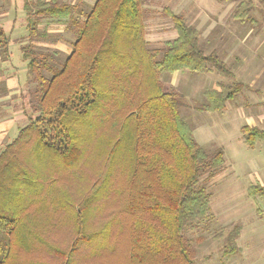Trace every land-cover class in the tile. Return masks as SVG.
I'll return each mask as SVG.
<instances>
[{
  "label": "trees",
  "instance_id": "16d2710c",
  "mask_svg": "<svg viewBox=\"0 0 264 264\" xmlns=\"http://www.w3.org/2000/svg\"><path fill=\"white\" fill-rule=\"evenodd\" d=\"M24 9L29 27L66 19L74 39L62 60L21 45L34 85L28 123L0 151V264H195L188 232L213 219L201 178L219 172L224 152L197 143L160 75L232 70L168 7L178 36L161 53L147 46L143 0H96L78 16L62 0H24ZM252 9L243 0L235 17ZM10 41L0 26L5 59ZM241 89H207L205 109L223 110ZM243 131L252 148L264 141L260 128ZM248 195L264 201V185L250 184ZM240 231L223 226L213 237L239 251Z\"/></svg>",
  "mask_w": 264,
  "mask_h": 264
},
{
  "label": "crops",
  "instance_id": "0c3cea01",
  "mask_svg": "<svg viewBox=\"0 0 264 264\" xmlns=\"http://www.w3.org/2000/svg\"><path fill=\"white\" fill-rule=\"evenodd\" d=\"M62 1L76 6V16L80 14V11H88L96 2V0ZM149 1L150 5L154 3L152 0ZM167 1L173 3V0ZM242 1L235 5L234 10L230 11L229 15L227 12L211 16L208 13H195L193 18L195 15L203 17L204 23L202 25L200 22L195 24V20L190 22L187 16L181 14L168 3L164 7V9L168 7L173 12L184 16L188 23L199 31V42L205 51L207 53L216 52L232 70L230 77L207 71L200 72V75H192L189 70H177L172 73L168 72L170 75H160L165 91L175 92L179 98L180 94H183L188 99L185 107V109L187 108L186 115L183 114L182 116L191 126L197 143L205 149L206 147L209 149V145L217 147V149L221 148L224 154L225 150L229 148V141L237 146L243 143L247 145L243 131L245 126L264 130V22L261 28H254L247 22L252 19L251 14L256 7L253 0H251L253 9L248 16L249 18L241 20L235 17V9ZM182 2L185 3V1L180 0V4ZM184 3L181 6H184ZM212 16L216 19L210 21L206 26L208 18ZM27 23L28 15L24 9V0H0V26L11 37L9 44L11 56L5 59L0 52L1 146L16 137L19 130L27 124L25 119H28L23 102L31 84L27 83L26 62L21 57V45L30 44L39 50L41 48L48 51L51 49L58 50L63 56L72 51L71 41L74 39V34L69 29L66 19L55 20L51 17L41 16L38 17L33 27H29ZM172 28L170 35L164 32L166 38L161 43H149L147 40L148 48L164 50L167 42L176 39L178 36L173 21ZM227 84H241L242 89L234 98L227 101L223 110H206L208 100L205 91L209 88L221 90L223 85ZM183 107L181 101L180 109ZM257 145L263 146L264 149V141L258 142L253 148H256ZM252 160L256 161L255 158ZM253 171L254 173L248 171V180H246V185L242 187V201L245 205L254 204L258 208L262 201L260 199L255 200L251 197L253 201L249 204L244 202L250 184L264 185V170L259 172L258 166L255 167L254 163ZM241 230H243L242 226ZM237 245L239 250L243 251L238 240Z\"/></svg>",
  "mask_w": 264,
  "mask_h": 264
},
{
  "label": "rangeland",
  "instance_id": "374dc122",
  "mask_svg": "<svg viewBox=\"0 0 264 264\" xmlns=\"http://www.w3.org/2000/svg\"><path fill=\"white\" fill-rule=\"evenodd\" d=\"M152 1L154 3L150 5L149 0H143V17L149 43H161L166 38L164 32H167L168 35L171 34L172 21L169 15L164 12L167 3L187 16L190 22L195 20V24L200 22L202 25L204 23L203 17L195 15L193 18L195 13H208L211 16L227 12L229 15L230 11H233L235 5L241 0H183L185 3L182 2L181 4L180 0H173V3L167 0ZM253 1L256 3V7L251 14L252 19L247 22L254 28H261L264 22V3L261 0ZM183 3L184 6H181ZM214 19H216L214 16L208 18L206 26ZM218 25L220 28V23ZM40 50L45 49L41 48ZM154 51L161 53L163 50L154 49ZM65 56L60 53L59 59L62 60ZM25 69L27 70V66ZM189 72L192 75H200V72L190 70ZM162 74L170 75L168 72ZM164 80L166 82V79ZM33 85L32 83L31 86ZM180 99L184 106L180 109L181 114L186 115L187 108L185 109V107L188 99L183 94H180ZM25 102H28V96L27 99L25 98ZM29 111L30 108H27L26 112ZM26 122L28 123V119H25ZM260 145L252 148L244 143L240 146L233 145L229 141V148L225 150L224 154L225 163L223 167L212 179L208 178V173L202 176L201 184L210 195L209 212L213 215V219L204 223L200 228L188 232V236L192 239L195 264H264V202H260L259 209L254 204L248 206L242 201V187L246 185V180H248V171L254 173V163L255 167L258 166L259 172L264 170V149ZM3 148L4 145H0V151ZM208 148L206 147L208 152L217 150V147L210 145ZM253 158L256 159L255 162L252 160ZM251 201L253 199L246 193L244 202L249 204ZM236 225L242 226L243 229L240 231L239 239L237 238L243 251H232L225 237H213L218 228L223 226L232 228ZM3 239L5 236L0 230V241ZM49 257L51 255L45 256V258Z\"/></svg>",
  "mask_w": 264,
  "mask_h": 264
}]
</instances>
